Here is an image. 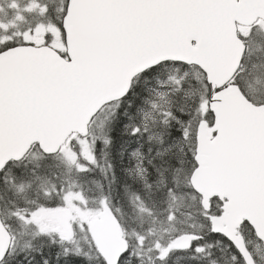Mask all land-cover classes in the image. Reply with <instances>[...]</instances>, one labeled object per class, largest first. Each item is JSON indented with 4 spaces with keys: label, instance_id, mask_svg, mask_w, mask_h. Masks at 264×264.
<instances>
[{
    "label": "snow or ice",
    "instance_id": "snow-or-ice-1",
    "mask_svg": "<svg viewBox=\"0 0 264 264\" xmlns=\"http://www.w3.org/2000/svg\"><path fill=\"white\" fill-rule=\"evenodd\" d=\"M0 264H264V0H0Z\"/></svg>",
    "mask_w": 264,
    "mask_h": 264
}]
</instances>
